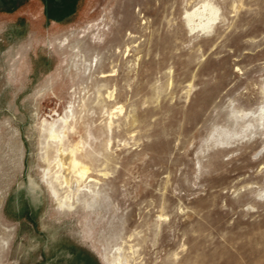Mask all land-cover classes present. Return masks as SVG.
<instances>
[{
	"label": "rangeland",
	"instance_id": "1",
	"mask_svg": "<svg viewBox=\"0 0 264 264\" xmlns=\"http://www.w3.org/2000/svg\"><path fill=\"white\" fill-rule=\"evenodd\" d=\"M53 1L0 0V264H264V0Z\"/></svg>",
	"mask_w": 264,
	"mask_h": 264
},
{
	"label": "bare ground",
	"instance_id": "2",
	"mask_svg": "<svg viewBox=\"0 0 264 264\" xmlns=\"http://www.w3.org/2000/svg\"><path fill=\"white\" fill-rule=\"evenodd\" d=\"M201 10L199 8H197L196 10L194 11H188L186 12L185 14V19H186V22L190 28V30H194L196 28H199L201 30H207L209 28L212 27L213 23L215 22V20L217 19V8L209 5L208 3L206 4H203V6H201ZM219 10V9H218ZM194 17H198L197 19V22L194 20ZM261 111H263V109H261ZM112 115V114H111ZM113 116V115H112ZM58 119V118H57ZM62 119V118H61ZM60 120V119H59ZM61 121V120H60ZM64 121L63 123H66L67 120L64 119L62 120ZM108 127L111 128V125H112V119L111 117L109 118L108 120ZM66 126V125H65ZM72 127V126H71ZM70 127V128H71ZM65 128V127H64ZM62 130V129H61ZM62 132H66L64 130H62ZM41 133V132H40ZM73 133V132H72ZM48 134L51 138H58L59 140H61V138H59V131L57 132L55 129H54V126L53 124H51L48 128ZM62 134V133H61ZM65 135V134H64ZM53 140V139H52ZM46 142V141H45ZM44 142V143H45ZM110 144V143H109ZM75 146V145H74ZM72 145V147H67V148H63V146H58V150L60 151V153L58 154V157H57V160H56V164L57 166H59V173H61V176L63 177L65 183H68V184H72V183H76L78 182V179L77 178H74L73 181H71L70 179V175L71 174H76V176H79L80 178H83L88 170H89V167L87 166V164L85 163V161L83 160V155H79L77 156V148L74 147ZM56 152V151H55ZM45 153V152H44ZM44 155V154H42ZM41 155V156H42ZM45 156V155H44ZM43 156V158H45ZM42 158V159H43ZM45 161V160H44ZM55 165V164H54ZM56 166V167H57ZM46 169V168H45ZM56 174V173H55ZM48 175V174H47ZM73 177V176H72ZM57 178V177H56ZM87 179V178H86ZM44 181V180H43ZM48 181V180H47ZM45 182V181H44ZM63 182H62V185H63ZM48 185L50 186V189L52 190V192L56 195V190L54 189L53 185H52V181H48ZM61 185V186H62ZM75 186V185H74ZM72 187V186H71ZM49 188V187H48ZM71 189V188H70ZM73 189V188H72ZM50 190V191H51ZM54 195V196H55ZM70 195V194H69ZM64 198V196H63ZM62 200V199H61ZM66 200V199H65ZM58 202V201H56ZM63 202V201H61ZM60 204V203H59ZM70 204V203H69ZM62 205V203H61ZM58 206V204H57ZM61 207V206H60ZM59 209V207H58ZM120 254V253H119ZM122 257V256H121ZM120 257V258H121ZM124 259V258H123ZM122 259V260H123ZM118 262V261H116ZM121 264V263H120ZM123 264H126L125 261L123 262Z\"/></svg>",
	"mask_w": 264,
	"mask_h": 264
},
{
	"label": "crops",
	"instance_id": "3",
	"mask_svg": "<svg viewBox=\"0 0 264 264\" xmlns=\"http://www.w3.org/2000/svg\"><path fill=\"white\" fill-rule=\"evenodd\" d=\"M60 4H62L60 2V0H54L53 4L51 5V7H48L46 9V13L49 15L51 13H54L56 11H59L58 13V17H63L66 14H72V10H73V4L67 5L66 3L63 5V7L61 9H58Z\"/></svg>",
	"mask_w": 264,
	"mask_h": 264
}]
</instances>
